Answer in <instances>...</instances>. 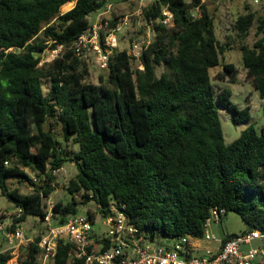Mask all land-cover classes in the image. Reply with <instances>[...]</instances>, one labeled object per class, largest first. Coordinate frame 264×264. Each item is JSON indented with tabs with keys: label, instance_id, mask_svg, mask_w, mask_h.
Wrapping results in <instances>:
<instances>
[{
	"label": "trees",
	"instance_id": "1",
	"mask_svg": "<svg viewBox=\"0 0 264 264\" xmlns=\"http://www.w3.org/2000/svg\"><path fill=\"white\" fill-rule=\"evenodd\" d=\"M109 1L0 0V189L23 211L7 229L30 215L43 220L53 172L70 161L78 170L63 187L71 199L54 203L52 225L93 202L100 215L115 205L150 239L200 237L213 208L235 213L244 231L264 232V123L226 143L219 107L235 124L248 122L251 114L231 101L230 88L216 92L210 74L220 67L219 81H235L237 68L221 60L238 43L245 78L264 114V17L238 15L233 36L220 42L213 14L201 0H152L143 8L144 19L166 9L173 25H155L154 40L139 59L142 69L131 67L125 50H115L106 75L94 84L72 43L91 27L89 15ZM119 19L111 18L110 26ZM253 25L256 39L248 45L244 40ZM57 48L58 56L39 66L44 51ZM54 120L63 142L45 129ZM18 177L31 193L7 190L6 181ZM77 194L82 201L75 200ZM20 249L17 264H37L35 244ZM70 250L58 242L52 264H84L69 262ZM11 259L9 251L0 252V264Z\"/></svg>",
	"mask_w": 264,
	"mask_h": 264
},
{
	"label": "built area",
	"instance_id": "2",
	"mask_svg": "<svg viewBox=\"0 0 264 264\" xmlns=\"http://www.w3.org/2000/svg\"><path fill=\"white\" fill-rule=\"evenodd\" d=\"M126 1L137 5L131 15L144 22L143 39L133 42L126 51L129 61L138 63V69H142L139 59L141 53L154 40L155 25L172 26L173 15L163 9L156 18L146 20L143 8L152 0ZM206 1L201 0L202 3ZM253 3L257 1L254 0ZM110 5L95 13L91 27L72 43V49L79 58L88 52L94 53L101 69L107 68L108 61L118 45L119 30L127 23V17H123L116 26H110V18L107 15ZM4 165L7 166V163ZM44 202L46 214L43 221L47 224V231L36 243L22 231L21 223H16L14 230H8L0 222V236L9 245L8 248H20L29 243L36 245L37 264H52L58 242L71 245L69 262L76 259L84 264H254L257 256L264 255V232L249 230L220 237L211 231V226L218 224L225 216V210L222 208L210 210L204 220L203 234L200 237L184 235L150 239L115 205L110 206L106 215H101L107 231L104 236L98 237L92 233L94 219L90 220L87 215H75L64 224L52 225L54 203L50 197L44 199ZM22 212L21 208H17L9 226ZM255 242L259 245H254ZM15 262L17 264V261Z\"/></svg>",
	"mask_w": 264,
	"mask_h": 264
},
{
	"label": "rangeland",
	"instance_id": "3",
	"mask_svg": "<svg viewBox=\"0 0 264 264\" xmlns=\"http://www.w3.org/2000/svg\"><path fill=\"white\" fill-rule=\"evenodd\" d=\"M254 0H207V8L214 17L215 34L220 42H224L227 36H233L232 24L238 15H242L247 11L253 12L256 16L264 17V0H256L257 3H253ZM110 8L107 13L109 18L127 17V23L122 26L119 30L117 41L118 45L116 50L121 51L128 50L129 46L133 42H138L144 37V22L131 14L135 11L137 5L134 3H129L126 0H110ZM73 2L70 3V7L65 9L63 7L60 12L64 13L70 10L73 6ZM122 17V18H121ZM95 20V14H90L88 17L89 23L92 25ZM256 26L253 25L244 42L248 45H252L255 36ZM60 48L56 50L46 49L41 56V61L39 66L51 62L54 58L58 56ZM80 59L85 63L88 78L87 81L98 84V77L100 75L105 76L107 69H101L97 62V57L94 53L88 52L84 57ZM130 62L131 67H138V63ZM222 63H232L238 70V74L234 79V82L229 80L219 81L216 78V74L220 71V67L212 68L210 74L212 77L213 88L216 92L220 91L222 88H230L232 92L231 101L235 103L240 108L245 106L249 107L251 119L248 122L235 124L231 121L230 114L219 107V119L221 123V128L226 143H231L234 139L238 137L240 132L248 126H253L256 129L264 123V114L262 110V101L259 99L257 91L253 88L249 81L245 78V71L242 69L240 63V51L239 44L232 43V48L226 50L224 53ZM159 73V72H158ZM52 129L55 137L58 141L63 142V136L61 133V127L57 120L49 121L45 125V129ZM70 150H75V145H69ZM76 166L70 162L65 161L62 168L55 172L54 181V192L50 196L52 203L62 202L65 204L71 199L65 189L63 188L70 178H73L77 174ZM28 177L32 179L34 183H38V178H36L31 172L26 171ZM35 180V181H34ZM7 190L17 189L22 195L32 192V187L23 178H11L6 181ZM76 201H82L83 198L81 194L74 196ZM17 207L15 203L9 200L7 197L2 195L0 189V222L3 226L8 227L12 217L14 216ZM89 211L93 217L94 222L92 224V233L98 237H102L106 234V226L104 219L98 212L97 206L93 202H88L85 205H79L78 216H86V212ZM20 228L29 238H34L45 234L47 231V224L36 216H27L25 221L21 223ZM246 230V225L242 220L233 212H228L223 219L218 224H213L211 226V231L216 235L223 237L230 234H239ZM8 244L4 242L3 237L0 236V251H9L12 256L11 260L17 261L24 253L20 248H8ZM22 247H25L22 245ZM10 261V260H9ZM7 262V264L9 263ZM16 263V262H15Z\"/></svg>",
	"mask_w": 264,
	"mask_h": 264
},
{
	"label": "crops",
	"instance_id": "4",
	"mask_svg": "<svg viewBox=\"0 0 264 264\" xmlns=\"http://www.w3.org/2000/svg\"><path fill=\"white\" fill-rule=\"evenodd\" d=\"M207 6V3H205ZM254 245H259L258 242H255ZM254 264H264V255H259L256 257V259L254 260Z\"/></svg>",
	"mask_w": 264,
	"mask_h": 264
},
{
	"label": "bare ground",
	"instance_id": "5",
	"mask_svg": "<svg viewBox=\"0 0 264 264\" xmlns=\"http://www.w3.org/2000/svg\"><path fill=\"white\" fill-rule=\"evenodd\" d=\"M63 7H65V9H68V8L70 7V3H68V4L64 5V6H62L61 9H62ZM9 264H16V263H15L14 260H11V261L9 262Z\"/></svg>",
	"mask_w": 264,
	"mask_h": 264
}]
</instances>
